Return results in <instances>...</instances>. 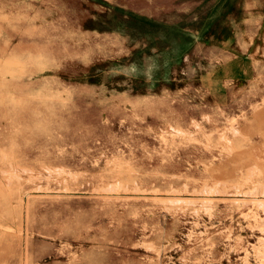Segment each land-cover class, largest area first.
I'll return each mask as SVG.
<instances>
[{"label": "rangeland", "instance_id": "obj_1", "mask_svg": "<svg viewBox=\"0 0 264 264\" xmlns=\"http://www.w3.org/2000/svg\"><path fill=\"white\" fill-rule=\"evenodd\" d=\"M49 1L0 12V264H264L261 0Z\"/></svg>", "mask_w": 264, "mask_h": 264}, {"label": "crops", "instance_id": "obj_2", "mask_svg": "<svg viewBox=\"0 0 264 264\" xmlns=\"http://www.w3.org/2000/svg\"><path fill=\"white\" fill-rule=\"evenodd\" d=\"M47 2L48 0H0V12L10 14V25H6L5 29L9 30L10 36L16 37V42H19L23 36L30 35L26 30L34 25L33 21L40 23V21L48 18ZM49 2L53 3L54 0H50ZM236 7H229V10H236ZM251 9L253 13L256 10L262 14L261 18L264 19V0H261L259 5H254ZM239 10H241L240 14H230L225 17L223 19V22L225 21L224 25L232 24L235 29H238L239 25L243 23L244 13L245 16L249 14L246 3H243L239 7ZM260 114L264 117V108ZM262 157L264 161V139L262 140Z\"/></svg>", "mask_w": 264, "mask_h": 264}]
</instances>
